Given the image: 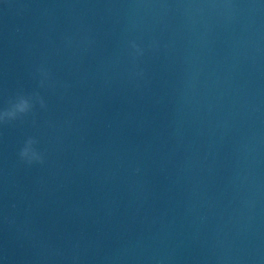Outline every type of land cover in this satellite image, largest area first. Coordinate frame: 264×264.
Returning a JSON list of instances; mask_svg holds the SVG:
<instances>
[{"label":"water","instance_id":"95a60500","mask_svg":"<svg viewBox=\"0 0 264 264\" xmlns=\"http://www.w3.org/2000/svg\"><path fill=\"white\" fill-rule=\"evenodd\" d=\"M19 91L0 264H264V0H0Z\"/></svg>","mask_w":264,"mask_h":264},{"label":"clouds","instance_id":"9594fccd","mask_svg":"<svg viewBox=\"0 0 264 264\" xmlns=\"http://www.w3.org/2000/svg\"><path fill=\"white\" fill-rule=\"evenodd\" d=\"M132 48L136 50L137 54H142L134 43L132 44ZM40 74L43 76V79H41L39 86L44 88L48 74L42 69L40 70ZM36 104H39L42 109L46 108V104L38 92L32 94H25L23 91L17 92L14 98L8 101L7 107L0 109V125H8L16 121L22 122L25 118L34 114ZM37 144L38 141L33 137L25 140L19 151V158L22 163L29 166L44 163L43 153L37 149Z\"/></svg>","mask_w":264,"mask_h":264}]
</instances>
